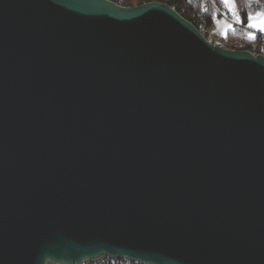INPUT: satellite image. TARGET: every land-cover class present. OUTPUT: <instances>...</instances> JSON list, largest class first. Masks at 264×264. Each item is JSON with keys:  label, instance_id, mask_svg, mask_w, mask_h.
I'll return each instance as SVG.
<instances>
[{"label": "water", "instance_id": "95a60500", "mask_svg": "<svg viewBox=\"0 0 264 264\" xmlns=\"http://www.w3.org/2000/svg\"><path fill=\"white\" fill-rule=\"evenodd\" d=\"M264 264V55L166 3L0 0V264Z\"/></svg>", "mask_w": 264, "mask_h": 264}, {"label": "trees", "instance_id": "16d2710c", "mask_svg": "<svg viewBox=\"0 0 264 264\" xmlns=\"http://www.w3.org/2000/svg\"><path fill=\"white\" fill-rule=\"evenodd\" d=\"M123 6H137L143 3L158 1L166 3L173 7L181 16L186 20L194 24L197 28L199 22L203 18L201 15L200 4L202 0H111ZM219 4L218 0H212ZM260 8H264V0H260L259 6L256 0H252L249 6L247 0H236V9L243 13L245 22L247 20L246 14L249 11H257ZM210 24V22H209ZM243 31L240 29H234L227 33L224 42L231 49L248 50L250 52H256L257 48H261L262 42L257 40H245L242 38Z\"/></svg>", "mask_w": 264, "mask_h": 264}, {"label": "built area", "instance_id": "2783aa9c", "mask_svg": "<svg viewBox=\"0 0 264 264\" xmlns=\"http://www.w3.org/2000/svg\"><path fill=\"white\" fill-rule=\"evenodd\" d=\"M200 10H201V15L203 18L199 22L198 29L201 32V34H203L205 36V38L208 39L209 30H211V31L215 30L214 29L215 20L225 21L229 25H231L233 30L234 29L242 30L243 31V37H242L243 39L252 40L251 38H249L250 34L255 37V39H253V40L260 39V41L262 42V45H261L262 47L257 48L256 52H252V53L264 55V33H261L258 31H252V30L246 28L245 27L246 22H245L243 13H241L240 11L237 10L241 19L244 21V24H236L233 21L232 15L230 13H228L227 10L222 5H219L215 2H213L212 0H203L201 3V6H200ZM209 22H210V24H209ZM214 44H216V43H214ZM217 45H220L223 47H228L225 44H218L217 43ZM81 264H148V263H144V262H140V261H136V260H129L127 258H110L107 256H102V257H99V258L94 259V260L83 261Z\"/></svg>", "mask_w": 264, "mask_h": 264}, {"label": "snow or ice", "instance_id": "6c2138e0", "mask_svg": "<svg viewBox=\"0 0 264 264\" xmlns=\"http://www.w3.org/2000/svg\"><path fill=\"white\" fill-rule=\"evenodd\" d=\"M247 2L250 6L252 0H247ZM256 2L259 6L260 0H256ZM219 3L227 10L228 13L232 15L233 21L236 24H244V21L241 19L239 13L236 10V0H219ZM246 18V28L255 29L261 33H264V8H260V10L257 11L247 12ZM229 27H231V25H229ZM249 38L255 39V37L251 34L249 35Z\"/></svg>", "mask_w": 264, "mask_h": 264}, {"label": "rangeland", "instance_id": "374dc122", "mask_svg": "<svg viewBox=\"0 0 264 264\" xmlns=\"http://www.w3.org/2000/svg\"><path fill=\"white\" fill-rule=\"evenodd\" d=\"M203 1V0H202ZM214 2V1H213ZM219 2V0H218ZM202 3V2H201ZM216 3V2H215ZM218 4V3H217ZM219 5H221L219 3ZM201 6V4H200ZM237 10V9H236ZM247 23V21H246ZM214 29L213 31L209 30V34H208V39L209 41H211L212 43H218V44H225L224 39L226 38L225 36L227 35L228 32L232 31V27H229V24L225 21H221V20H215V24H214ZM252 31H257L255 29H250ZM259 32V31H258ZM220 34V35H219ZM245 34V33H244ZM223 37H222V36ZM243 37V35H242ZM253 40V39H252ZM229 48V47H228ZM48 264H52V263H48Z\"/></svg>", "mask_w": 264, "mask_h": 264}, {"label": "crops", "instance_id": "0c3cea01", "mask_svg": "<svg viewBox=\"0 0 264 264\" xmlns=\"http://www.w3.org/2000/svg\"><path fill=\"white\" fill-rule=\"evenodd\" d=\"M247 21V20H246ZM220 35V34H219ZM222 36V35H221ZM223 37V36H222ZM226 37V36H225Z\"/></svg>", "mask_w": 264, "mask_h": 264}]
</instances>
